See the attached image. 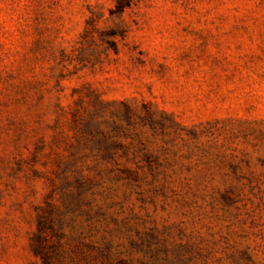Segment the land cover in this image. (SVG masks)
<instances>
[{
	"label": "rangeland",
	"instance_id": "obj_1",
	"mask_svg": "<svg viewBox=\"0 0 264 264\" xmlns=\"http://www.w3.org/2000/svg\"><path fill=\"white\" fill-rule=\"evenodd\" d=\"M36 245L264 264V0H0V264Z\"/></svg>",
	"mask_w": 264,
	"mask_h": 264
},
{
	"label": "trees",
	"instance_id": "obj_2",
	"mask_svg": "<svg viewBox=\"0 0 264 264\" xmlns=\"http://www.w3.org/2000/svg\"><path fill=\"white\" fill-rule=\"evenodd\" d=\"M42 230L41 228V221L38 223V233H40ZM39 234L36 235V239H39ZM33 252H34V255L39 257L41 260H42V263L43 264H49V258L48 256L43 253L42 251V247L40 245H36L33 247Z\"/></svg>",
	"mask_w": 264,
	"mask_h": 264
}]
</instances>
